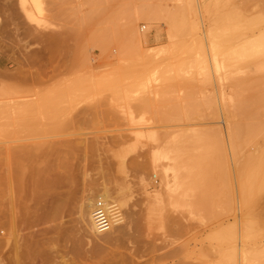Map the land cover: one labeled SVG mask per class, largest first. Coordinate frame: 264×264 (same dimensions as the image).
I'll return each mask as SVG.
<instances>
[{
  "label": "rangeland",
  "instance_id": "1",
  "mask_svg": "<svg viewBox=\"0 0 264 264\" xmlns=\"http://www.w3.org/2000/svg\"><path fill=\"white\" fill-rule=\"evenodd\" d=\"M262 110L264 0H0V260L264 263Z\"/></svg>",
  "mask_w": 264,
  "mask_h": 264
},
{
  "label": "bare ground",
  "instance_id": "2",
  "mask_svg": "<svg viewBox=\"0 0 264 264\" xmlns=\"http://www.w3.org/2000/svg\"><path fill=\"white\" fill-rule=\"evenodd\" d=\"M202 4V3H201ZM200 13V12H199ZM201 15V13H200ZM197 20V19H196ZM201 21V20H200ZM199 24V23H198ZM184 27V26H183ZM236 30V29H235ZM134 30L132 29V27L130 26L129 29H128V32H133ZM196 33V32H195ZM211 36V35H210ZM138 37H139V34H138ZM140 38V37H139ZM211 38V37H210ZM200 41V40H199ZM236 42V41H235ZM202 44V42H200ZM225 51V50H224ZM194 52V50H193ZM200 52V51H199ZM204 53V52H203ZM250 53V52H249ZM198 54V53H197ZM202 54V52H201ZM235 54V52H234ZM203 55V54H202ZM236 55V54H235ZM199 56V55H198ZM234 56V55H233ZM237 56V55H236ZM239 57V55H238ZM200 58V57H199ZM205 58V57H204ZM235 58V57H234ZM201 59V58H200ZM226 59V58H225ZM241 59V58H240ZM248 59V58H247ZM199 60V59H198ZM229 60V59H228ZM200 61V60H199ZM239 61V60H238ZM195 62V61H194ZM195 65V64H194ZM234 65V64H233ZM233 67V66H232ZM236 67V66H235ZM260 70V69H259ZM248 74V73H247ZM239 75V73H238ZM251 75V74H250ZM241 76V75H240ZM240 80V79H239ZM262 94V93H261ZM244 99V98H243ZM245 100V99H244ZM248 102V101H247ZM248 108V106H247ZM255 108V107H254ZM250 110V108H249ZM240 112L239 110H236V112ZM248 111V109H247ZM262 112H264V110H262ZM245 113V112H244ZM237 114V113H236ZM243 114V113H242ZM256 114V113H255ZM245 115V114H243ZM236 116V115H235ZM238 116V115H237ZM257 116V114H256ZM240 117V116H239ZM249 117V116H248ZM241 120V118L239 119ZM237 131V130H236ZM190 137V136H189ZM243 138V137H242ZM246 139V138H245ZM243 141V140H242ZM178 145V144H176ZM181 149V148H180ZM177 151L179 152V149L177 148ZM180 158V157H179ZM177 162V161H176ZM167 170V168H166ZM201 171V170H200ZM173 175H174V180H178L179 178V170H177L176 168L174 169L173 171ZM197 173V172H196ZM261 176V175H260ZM166 183V179L165 181L163 180L162 178V184H165ZM258 183V182H257ZM256 188V187H255ZM255 192V191H254ZM117 191L114 193L110 192L108 190V188L106 186L102 187L101 190H100V193H98V199L94 201V198L93 196L91 195H86L83 197V199L81 200L80 202V206H79V210H80V214L82 216V220L84 221V226H83V230L87 233V235H89L92 240L96 241V239H101V237H103L104 235H106L108 232H113L114 228H117L118 225H120V223L122 222V215L120 213V210H119V207L117 205V202L115 199H117L118 195H116ZM188 193V192H187ZM175 197V196H174ZM111 199V200H109ZM113 199V200H112ZM98 200H101L103 201V203L105 204L106 208H107V211H108V214L110 215L111 217V225L108 229L106 230H100L97 228L96 224H95V220H94V210H95V207H96V203ZM250 205V204H249ZM247 208V207H246ZM250 215V214H249ZM253 217V216H252ZM257 218V217H256ZM251 220V219H250ZM251 222V221H250ZM123 223V222H122ZM248 223H246L245 225H247ZM116 226V227H115ZM246 227V226H245ZM244 227V228H245ZM245 231V229H243ZM247 238V237H246ZM250 238V237H249ZM98 239V241H99ZM240 239V238H239ZM101 242V241H100ZM102 243V242H101ZM99 245V244H97ZM243 245V244H242ZM255 247V246H254ZM241 248V247H239ZM238 248V249H239ZM172 249V248H171ZM99 250V249H98ZM96 250V251H98ZM17 252V251H16ZM240 252V250H239ZM238 252V253H239ZM243 252V251H242ZM18 255V254H17ZM238 255V254H237ZM240 255V254H239ZM174 256V255H172ZM245 256V255H244ZM19 257V256H18ZM168 257V256H167ZM181 258V257H180ZM237 258V257H236ZM166 259V258H165ZM172 259V258H171ZM246 259V258H245ZM16 261V264L17 263V260H16V256H15V259ZM239 260V259H238ZM21 262V261H20ZM171 262V261H170ZM164 263V262H163ZM178 263V262H177ZM182 263V262H180ZM184 263V262H183ZM256 263V262H255ZM0 264H4V260H3V257L1 258L0 260ZM139 264V263H138ZM158 264V263H157ZM239 264V262H238ZM258 264H264L262 262L258 263Z\"/></svg>",
  "mask_w": 264,
  "mask_h": 264
},
{
  "label": "built area",
  "instance_id": "3",
  "mask_svg": "<svg viewBox=\"0 0 264 264\" xmlns=\"http://www.w3.org/2000/svg\"><path fill=\"white\" fill-rule=\"evenodd\" d=\"M94 220L98 229L106 230L111 225V217L103 201L98 200L94 210Z\"/></svg>",
  "mask_w": 264,
  "mask_h": 264
}]
</instances>
